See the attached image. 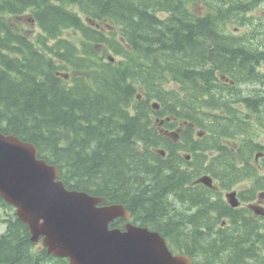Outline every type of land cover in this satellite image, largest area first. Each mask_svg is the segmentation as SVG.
<instances>
[{
	"label": "trees",
	"instance_id": "16d2710c",
	"mask_svg": "<svg viewBox=\"0 0 264 264\" xmlns=\"http://www.w3.org/2000/svg\"><path fill=\"white\" fill-rule=\"evenodd\" d=\"M238 3L0 0V132L33 143L66 188L171 235L194 264H254L246 259L264 245L262 223L222 200L240 181L251 179L242 200L264 189V132L253 142L237 119L249 114L253 128L249 109L264 112V14L253 20L251 4ZM242 25H256V37L233 34ZM239 82L249 85L248 107L229 101ZM178 127V141L163 133ZM204 174L217 189L193 183ZM1 206L14 209L0 196ZM3 220L0 264H67L37 249L14 212Z\"/></svg>",
	"mask_w": 264,
	"mask_h": 264
},
{
	"label": "water",
	"instance_id": "95a60500",
	"mask_svg": "<svg viewBox=\"0 0 264 264\" xmlns=\"http://www.w3.org/2000/svg\"><path fill=\"white\" fill-rule=\"evenodd\" d=\"M169 134L177 139L175 131ZM197 181L212 185L209 175ZM0 196L27 225L32 243L40 241L48 254L65 257L69 264L191 263L188 255H173L156 231L130 222L123 231L109 228L114 219L130 216L124 205L101 204L104 197L66 188L57 166L39 157L33 143L1 132ZM226 196L232 206L238 205L235 191ZM250 207L264 215V208Z\"/></svg>",
	"mask_w": 264,
	"mask_h": 264
},
{
	"label": "bare ground",
	"instance_id": "6f19581e",
	"mask_svg": "<svg viewBox=\"0 0 264 264\" xmlns=\"http://www.w3.org/2000/svg\"><path fill=\"white\" fill-rule=\"evenodd\" d=\"M261 1H263V0H261ZM254 2H256L255 0H254ZM244 3H247V0H244ZM239 4V3H238ZM244 5H246V4H244ZM253 5V4H252ZM257 5V4H256ZM262 5H264V4H262ZM254 6V5H253ZM259 6V5H258ZM260 7V6H259ZM263 7V6H262ZM246 8V7H245ZM244 8V9H245ZM246 11V10H245ZM263 14V13H262ZM29 20H30V18H28ZM224 19H226V18H224ZM261 19V18H260ZM221 21V20H220ZM222 21H223V19H222ZM220 23H222V22H220ZM22 23H20V25H21ZM26 24H28V23H26ZM246 24V23H245ZM257 24V23H256ZM19 25V26H20ZM24 25V24H23ZM22 25V26H23ZM242 27V26H241ZM257 27H260V28H263L264 29V26H259L258 24H257ZM256 27V25H252V26H247V25H244L243 27H242V29H241V31H243L244 32V34L246 35H244L243 36V38H246V37H256L255 35H253L254 33L252 32V31H255V28H257ZM21 29V28H20ZM26 29V28H25ZM249 33H251V36L249 35ZM253 33V34H252ZM256 40L257 41H259V43H260V45H261V47H262V49H264V31H263V33H262V35L258 38V37H256ZM263 65H264V63H262ZM259 65H261V64H259ZM258 65V66H259ZM259 69V68H258ZM260 71V70H259ZM262 72V71H261ZM264 72V71H263ZM232 83H233V81H231ZM250 85H251V83H250ZM246 86H248L249 87V85H247V84H245V83H243V82H239V83H237V85H236V87L238 88V93L234 96V97H230L229 98V101H232V102H234V103H243L244 101L246 102L247 100H246V98L250 95V90L248 89V88H246ZM252 86V85H251ZM225 100H227V98L225 97ZM245 106H247L245 103H243ZM234 105H236V104H234ZM234 105H231L230 107H233L234 108ZM239 105V104H238ZM248 107V106H247ZM247 109V111H248V109L249 108H246ZM250 111H251V113H252V115L255 117V119H254V122H255V124L254 123H252L253 124V128L250 126V121L249 120H246V118H248L247 117V115H249V114H246V115H242V111H240V112H237V115H238V123H240V124H242V125H244V128H249V130H250V132L252 133V140H253V142H256V141H258V134L259 133H261V132H264V112H252V110L251 109H249ZM227 120H229V122L231 123V124H234L235 123V121L232 119H227ZM226 121V120H225ZM227 122V121H226ZM240 127V126H239ZM242 128V127H241ZM240 129V128H239ZM243 129V128H242ZM237 130H235V134L234 135H236L237 137H241L242 138V136H241V134H242V132H236ZM244 131V130H243ZM211 140V139H210ZM235 140H237V139H235ZM234 141V140H233ZM240 142V141H239ZM212 143H214V141L212 140ZM186 148V147H185ZM260 152V151H259ZM258 153V151H256L255 152V154H257ZM262 153V152H261ZM163 155H165V153H163ZM255 156V155H254ZM204 172V171H203ZM261 180V179H260ZM249 181H251V179L249 180ZM193 183H197L196 181L195 182H193ZM261 183V182H260ZM260 185V184H259ZM188 187V186H187ZM261 188V187H260ZM209 195V198H210V200L211 201H214L216 198H217V196L215 195V194H208ZM222 197H223V195H222ZM223 200L230 206V207H232V208H235V206H232L231 204H230V202H229V200H228V198H227V196H225V198L223 197ZM214 214V213H213ZM224 224H225V221L223 220L221 223H218L216 226V228H218V227H220V228H223L224 227ZM263 231V230H262ZM169 237V236H168ZM170 237H171V235H170ZM170 237H169V239H170ZM259 244H260V242H259ZM262 247V246H261ZM260 248V247H259ZM259 251V250H258ZM257 252V251H256ZM256 254V253H255ZM254 254V255H255ZM253 255V256H254ZM249 257V256H248ZM264 257V256H263ZM257 258V257H256ZM253 259V258H252ZM259 261V260H258ZM200 263V262H199ZM201 264H202V261H201Z\"/></svg>",
	"mask_w": 264,
	"mask_h": 264
},
{
	"label": "flooded vegetation",
	"instance_id": "af4514ba",
	"mask_svg": "<svg viewBox=\"0 0 264 264\" xmlns=\"http://www.w3.org/2000/svg\"><path fill=\"white\" fill-rule=\"evenodd\" d=\"M242 0H240L239 1V3L241 2ZM256 2H254V0H247V3H250L251 4V7H250V9H249V11H248V14H247V16L249 15L253 20H255V18L257 17V13H256V10L257 9H259V8H261V10H262V13L264 14V5H262L263 3H264V0L263 1H261V0H255ZM253 3H260L259 4V6H257V5H252ZM263 6V7H262ZM248 16V17H249ZM242 27H243V25H242ZM242 27L241 26H239V27H235V30H234V32H233V34H235L236 36H240V35H244V32L243 31H241V29H242ZM222 200H223V197H222ZM249 204H257V205H261V206H263L264 207V198H262V199H260V198H258V196H257V193H256V196L254 197V198H252L251 200H247V201H245V200H243L242 202H241V206H248ZM228 205V204H227ZM244 213H246V212H244ZM251 213L253 214L252 215V217L253 218H255V219H258V220H260V222L262 223V226H261V224H257V228L258 229H260V227H261V229H260V231H262L263 230V228H264V216H262V215H257V214H254L252 211H251ZM245 215H247V214H245ZM248 217V216H247ZM122 220H124V219H122ZM238 223H241V221H240V219L238 220ZM147 227H149V229L150 230H157V228H155V227H152V226H147ZM110 228H118V229H120L121 231H123L124 229H125V220L123 221V222H121V223H118V224H116V225H113V226H110ZM160 232V231H159ZM161 233V232H160ZM161 235L166 239V243H167V246H168V248L174 253V254H186L185 252H182L180 249H177L176 248V244L175 243H173V242H171L170 241V239H169V237L168 236H166V235H163L162 233H161ZM260 242V241H259ZM259 242L257 241V242H255V247H256V249L257 250H255L254 251V254H255V256L254 257H252V258H247L246 260L248 261V262H250V263H254V264H264V245H262V243L260 242V244H259ZM262 246V247H261ZM260 247V248H259ZM259 250V251H258ZM257 251V252H256ZM257 257V258H256ZM57 258H60V257H57ZM61 259H63V258H61ZM193 259V258H192ZM259 260V261H258ZM45 264H48V263H45ZM67 264H69L68 263V260H67ZM192 264H194V262H192Z\"/></svg>",
	"mask_w": 264,
	"mask_h": 264
},
{
	"label": "rangeland",
	"instance_id": "374dc122",
	"mask_svg": "<svg viewBox=\"0 0 264 264\" xmlns=\"http://www.w3.org/2000/svg\"><path fill=\"white\" fill-rule=\"evenodd\" d=\"M239 4L242 5V4H247V3H239ZM196 8H197V10H201L202 6L201 5H196ZM261 12H262V10L260 8L256 10V13H258V14L261 13ZM25 28H27L28 31H34V30L37 29L35 24H27V25H25ZM237 132H239V131L237 130ZM184 153H185L184 151H181V154H184ZM186 159L188 160V158H186ZM239 187H243V185L234 186L232 188L238 190ZM224 193L225 192H222V195L225 198V194ZM12 212H14V209L13 210H11V209L9 210L7 207H4V206L0 207V233H2L5 230V228H6V225H5L6 223L4 222L3 219L6 218L7 216L12 215ZM37 246H39V244H37Z\"/></svg>",
	"mask_w": 264,
	"mask_h": 264
}]
</instances>
